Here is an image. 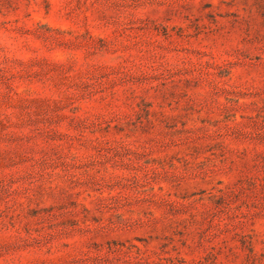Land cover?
Segmentation results:
<instances>
[{
    "label": "rangeland",
    "instance_id": "1",
    "mask_svg": "<svg viewBox=\"0 0 264 264\" xmlns=\"http://www.w3.org/2000/svg\"><path fill=\"white\" fill-rule=\"evenodd\" d=\"M0 264H264V0H0Z\"/></svg>",
    "mask_w": 264,
    "mask_h": 264
}]
</instances>
